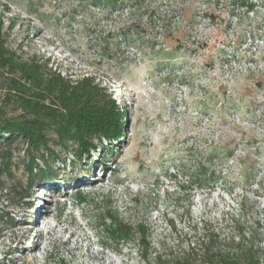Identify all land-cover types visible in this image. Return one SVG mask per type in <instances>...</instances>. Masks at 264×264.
Listing matches in <instances>:
<instances>
[{"label":"rangeland","instance_id":"1","mask_svg":"<svg viewBox=\"0 0 264 264\" xmlns=\"http://www.w3.org/2000/svg\"><path fill=\"white\" fill-rule=\"evenodd\" d=\"M248 1L0 0L9 49L92 76L124 110L118 138L81 158L53 138L47 160L25 141L0 148V264H147L203 227L264 246V0ZM108 214L143 222L148 260L135 230L110 235Z\"/></svg>","mask_w":264,"mask_h":264},{"label":"trees","instance_id":"2","mask_svg":"<svg viewBox=\"0 0 264 264\" xmlns=\"http://www.w3.org/2000/svg\"><path fill=\"white\" fill-rule=\"evenodd\" d=\"M239 2L248 11L253 10L252 2ZM166 38L180 40L179 36L173 35ZM179 46L164 51L162 59L172 57L175 50L181 48ZM253 85L263 89L264 74L257 76ZM221 89L224 94V87ZM0 90L6 105L0 107V148H4L5 157L15 142L25 141L29 154L39 152L42 160H47V156L54 154L48 146L53 138L56 147L76 144L75 154L81 158L90 153V148L96 149L95 138L104 137L111 143L120 135L124 110L116 106L114 99L95 78L86 75L68 79L47 69L34 56L20 57L7 47L1 21ZM250 90V86L245 89L248 93ZM218 152L220 158L231 156L227 150ZM29 169L34 170L35 166L29 164ZM47 176V172L41 170L40 178L44 180ZM211 178V173H206L198 181L206 183ZM106 218L109 220L107 230L115 239H126L135 230L144 249L141 256L148 260L149 243L145 239L147 228L143 222H125L112 214ZM260 242L253 233L247 237L241 233L238 237H225L203 227V232L187 249L169 253L155 251L147 264H264V246Z\"/></svg>","mask_w":264,"mask_h":264},{"label":"bare ground","instance_id":"3","mask_svg":"<svg viewBox=\"0 0 264 264\" xmlns=\"http://www.w3.org/2000/svg\"><path fill=\"white\" fill-rule=\"evenodd\" d=\"M27 233H28V230L26 229V230H24V232L22 234L27 235Z\"/></svg>","mask_w":264,"mask_h":264}]
</instances>
